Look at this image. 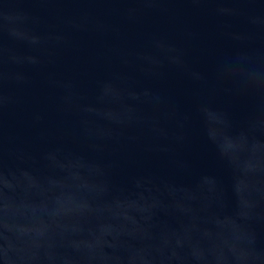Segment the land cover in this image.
I'll use <instances>...</instances> for the list:
<instances>
[{"label": "water", "instance_id": "water-1", "mask_svg": "<svg viewBox=\"0 0 264 264\" xmlns=\"http://www.w3.org/2000/svg\"><path fill=\"white\" fill-rule=\"evenodd\" d=\"M0 264H264V0H0Z\"/></svg>", "mask_w": 264, "mask_h": 264}]
</instances>
